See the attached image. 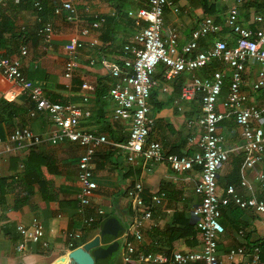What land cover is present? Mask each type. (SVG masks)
<instances>
[{
	"label": "crops",
	"instance_id": "1",
	"mask_svg": "<svg viewBox=\"0 0 264 264\" xmlns=\"http://www.w3.org/2000/svg\"><path fill=\"white\" fill-rule=\"evenodd\" d=\"M36 1L46 6L44 22L52 24L49 35L38 33L41 23L35 10L30 7ZM61 1L11 2L0 13V49L7 58L21 57V73L27 80L40 86L51 102L76 105L90 112L89 117L80 119V128L107 139V143L96 150L92 159L97 188L87 200V206L79 212L76 201L79 192L77 162L84 151L71 143L56 146L47 143L54 128L50 117L45 113L30 116L33 103L25 96L11 99V95H7V101L20 108L21 112L11 117L12 123L0 122V139L5 141L14 128H28L43 141L36 146L13 145L20 151L5 152L1 147L0 180L6 179L11 184L12 178L21 173L26 156L36 151L49 159L44 180L48 194L54 200H43L38 185H34V196L29 204L18 209L0 204V264H53L57 260L54 264H66L67 260L61 258L69 250L67 236L81 232L82 238L77 242L81 246L94 238L103 222L110 217L125 222L127 239L133 244L136 254L152 252L168 257L175 251L194 250L201 241L195 220L191 217L192 208L200 201L194 191L200 180L199 170L194 168L177 173L165 162L145 164L142 159L127 162L122 146L129 137L131 116L127 114L114 118V105L108 99L110 88L121 81L111 76L109 68L113 65L121 67L128 57L123 47L135 44L133 38L144 25L136 24L135 14L148 0H77V19L74 22H68L65 13L60 16L52 13ZM171 1L177 12L173 8H165L163 37L167 39L173 31L176 33L177 52L190 41L192 29L203 18L212 17L222 23L230 5L218 0ZM255 14L264 17V0H256L239 8V20L247 26L251 25V18ZM101 20L104 22L94 28L93 24ZM84 30H87V34H83ZM221 31L219 38L234 40L227 28L222 27ZM73 39L81 43L82 48L77 54L73 77L67 80L64 78V66L68 54L64 46ZM213 40L212 36L199 40L198 48L211 47ZM22 46L26 48L24 56H20ZM215 70L230 74L225 63L211 61L196 72V76L206 77ZM256 71V66H249L244 77L247 85L244 91L249 103L264 113L263 92L254 93L249 88L255 80ZM165 75L166 68L159 65L154 74L157 84L149 99L152 125L148 141L158 142L166 155H192L198 150L200 130L198 127L189 128L188 122L201 115L200 100L198 97L191 101L180 100V90L191 74L179 73L170 79ZM84 84L94 87V92L82 90ZM85 96L86 101L83 100ZM3 97L0 87V100ZM220 127L226 139V149L231 151L234 146L242 144L232 115L227 116ZM259 171L264 172V160L251 170L245 167L242 153L230 152L229 160L218 170V194L223 195L228 186H234L242 196L264 199L255 181V174ZM241 182H246L247 186H241ZM136 184L142 186L141 198L151 211L150 219L144 221L140 228V240L133 235L132 226L134 218L141 215V208L127 195ZM159 192L166 194L162 204L151 206V197ZM6 199L10 204L12 195H6ZM100 211L102 215H99ZM90 217L99 222L98 229L84 225V220ZM34 218L39 220L44 236L36 243L24 242L16 232V226L28 225ZM219 222L221 229L217 235L216 251L220 260L227 262L230 250L240 247L248 249L255 244L263 248L261 258L264 259V214L228 205L221 208ZM187 223L193 227L195 236L188 233L190 228L186 226ZM43 243L48 245L47 248ZM17 244L26 246L24 254L14 253L13 248ZM244 259L237 256L233 264H243ZM119 264H124L121 256Z\"/></svg>",
	"mask_w": 264,
	"mask_h": 264
},
{
	"label": "built area",
	"instance_id": "2",
	"mask_svg": "<svg viewBox=\"0 0 264 264\" xmlns=\"http://www.w3.org/2000/svg\"><path fill=\"white\" fill-rule=\"evenodd\" d=\"M229 3L222 23L212 17L203 18L191 31L190 41L177 52L178 40L173 31L169 38L164 39V10L174 8L171 0H148L147 5L137 10L136 24L141 23V30L133 38L134 45L123 47L128 56L123 60L121 67L113 65L110 74L121 81L115 83L109 90L108 99L114 105V118L131 116L130 132L122 148L126 152L127 162L142 159L145 164L165 162L171 170L183 173L197 168L200 180L195 186V194L200 201L191 210V217L195 220L196 228L200 233V244L194 250L186 252L175 251L168 257L152 252L136 254L133 244L124 234L125 242L120 252L124 264H233L237 256L244 257L243 264H264L261 259V249L252 246L248 249L240 247L230 250L227 262L217 256V235L221 229L219 222L221 208L233 205L242 210H253L264 214V199L245 197L240 195L234 186H228L223 195L218 194L217 174L223 164L229 160V153L243 154L245 167L253 170L264 160V113L255 105L249 103V97L244 91L246 85L245 74L249 66L257 67L255 80L250 84L254 93L263 92L264 98V17L255 14L251 18V25L247 26L239 20V8L254 3L256 0H218ZM13 2L20 0H0V13ZM37 20L41 23L38 29L40 35L51 34L52 24L44 22L41 16L43 6L41 2L33 3ZM55 16L66 14L68 22L77 19V0H62L60 5L53 9ZM133 14H131L132 16ZM104 20L93 24L97 28ZM222 27L227 28L233 35V41L219 38ZM87 34V30L83 31ZM214 37L213 44L207 49L200 50L198 42L202 39ZM82 44L75 39L70 40L64 51L68 54L64 66V78L71 80L74 69L77 67V54ZM26 55L25 46L21 47L20 56ZM211 61L223 62L230 70L226 75L223 70H215L209 76H196V72L206 67ZM159 65L166 68V78L179 73L191 74L189 80L180 90V100L191 101L199 98L201 115L188 122L189 128L198 127L200 130L197 148L192 155H166L161 145L155 141H148L150 119L149 99L151 91L157 82L154 74ZM21 57L7 58L0 49V87L4 93L3 99L25 96L33 103L34 109L30 116L36 113L47 114L52 123L53 131L47 138V143L60 145L71 143L84 151L77 162L79 192L76 196L79 212L87 206V200L93 195L97 183L92 173V159L96 150L107 143L105 136L96 135L80 128V119L87 118L90 112L72 104H59L46 98L43 89L27 80L21 73ZM82 90L94 92V87L84 84ZM224 92V93H223ZM87 97H83L86 101ZM232 115L236 128L240 131L242 144L234 146L231 151L226 149V139L221 133L220 124ZM43 139L28 128L14 130L5 141L0 139L1 151H20L14 147L22 145H39ZM1 147L3 149L1 150ZM21 169L23 166L21 165ZM255 181L264 194V172L255 174ZM241 186H247L241 182ZM143 188L136 184L127 192L136 206L141 208V215L133 220V235L141 239L140 228L144 221L150 219V208L145 206L141 193ZM165 192H159L150 199L151 206H159L165 198ZM102 215V212H98ZM95 218H87L84 225L92 227ZM131 229V230H132ZM16 232L24 242H38L43 236L40 222L32 219L28 225L18 224ZM68 252L81 240V232H74L67 236ZM44 248L47 244L43 243ZM16 255L26 252L24 244H17L13 248ZM67 252V253H68ZM66 253V254H67ZM65 254V255H66Z\"/></svg>",
	"mask_w": 264,
	"mask_h": 264
},
{
	"label": "trees",
	"instance_id": "3",
	"mask_svg": "<svg viewBox=\"0 0 264 264\" xmlns=\"http://www.w3.org/2000/svg\"><path fill=\"white\" fill-rule=\"evenodd\" d=\"M42 6L43 11L41 13V16L44 17L46 6L44 4H42ZM30 7L33 9V4H30ZM20 112L21 109L15 107L12 102H8L5 99L0 100V122L8 123L10 121L12 123L11 117L19 115ZM48 161L49 159L46 155H42L36 151H31L28 156H26L25 160H23V169L21 173L15 175L12 178L11 184L7 183L6 179L0 180V204L6 206L11 205V209H18L24 205L29 204L34 196V185H38V189L40 190L43 200H54V198L51 197L50 193L48 194L47 183L44 180V173L45 171H47ZM8 194L12 195V202L10 204L6 199V195ZM186 226L190 228L188 233L192 236H195L193 227L188 223L186 224ZM99 227L100 224L97 221L92 226V229H98ZM256 245L257 244H255L254 246ZM77 247H79V245H77L76 243L73 246L72 250ZM257 247H259L262 252L263 248L260 247V245H257Z\"/></svg>",
	"mask_w": 264,
	"mask_h": 264
},
{
	"label": "water",
	"instance_id": "4",
	"mask_svg": "<svg viewBox=\"0 0 264 264\" xmlns=\"http://www.w3.org/2000/svg\"><path fill=\"white\" fill-rule=\"evenodd\" d=\"M127 231L125 222L110 217L103 222L94 238L69 251L61 259L67 260L66 264H117Z\"/></svg>",
	"mask_w": 264,
	"mask_h": 264
},
{
	"label": "rangeland",
	"instance_id": "5",
	"mask_svg": "<svg viewBox=\"0 0 264 264\" xmlns=\"http://www.w3.org/2000/svg\"><path fill=\"white\" fill-rule=\"evenodd\" d=\"M117 264H119V261H118V263Z\"/></svg>",
	"mask_w": 264,
	"mask_h": 264
},
{
	"label": "clouds",
	"instance_id": "6",
	"mask_svg": "<svg viewBox=\"0 0 264 264\" xmlns=\"http://www.w3.org/2000/svg\"><path fill=\"white\" fill-rule=\"evenodd\" d=\"M74 250V249H73Z\"/></svg>",
	"mask_w": 264,
	"mask_h": 264
}]
</instances>
